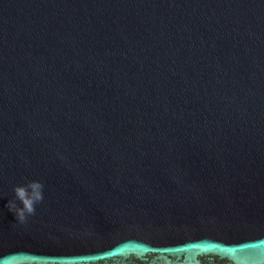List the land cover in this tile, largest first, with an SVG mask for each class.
<instances>
[{
  "label": "water",
  "instance_id": "95a60500",
  "mask_svg": "<svg viewBox=\"0 0 264 264\" xmlns=\"http://www.w3.org/2000/svg\"><path fill=\"white\" fill-rule=\"evenodd\" d=\"M0 264H264V0H0Z\"/></svg>",
  "mask_w": 264,
  "mask_h": 264
},
{
  "label": "clouds",
  "instance_id": "9594fccd",
  "mask_svg": "<svg viewBox=\"0 0 264 264\" xmlns=\"http://www.w3.org/2000/svg\"><path fill=\"white\" fill-rule=\"evenodd\" d=\"M43 184L31 180L13 187V198L7 202V208L13 212L18 223H24L33 215L35 206L43 200Z\"/></svg>",
  "mask_w": 264,
  "mask_h": 264
}]
</instances>
